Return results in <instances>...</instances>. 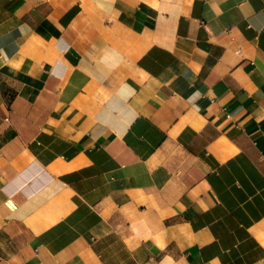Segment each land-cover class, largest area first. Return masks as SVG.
<instances>
[{"label": "crops", "instance_id": "0c3cea01", "mask_svg": "<svg viewBox=\"0 0 264 264\" xmlns=\"http://www.w3.org/2000/svg\"><path fill=\"white\" fill-rule=\"evenodd\" d=\"M0 264H264V0H0Z\"/></svg>", "mask_w": 264, "mask_h": 264}]
</instances>
